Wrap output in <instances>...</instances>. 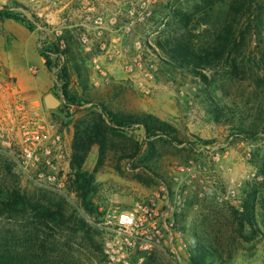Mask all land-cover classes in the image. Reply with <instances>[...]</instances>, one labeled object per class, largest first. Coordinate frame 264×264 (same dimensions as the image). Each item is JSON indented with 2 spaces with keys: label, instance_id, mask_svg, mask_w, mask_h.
Wrapping results in <instances>:
<instances>
[{
  "label": "rangeland",
  "instance_id": "rangeland-1",
  "mask_svg": "<svg viewBox=\"0 0 264 264\" xmlns=\"http://www.w3.org/2000/svg\"><path fill=\"white\" fill-rule=\"evenodd\" d=\"M193 1L0 0V10L8 7L22 12L29 19L38 18L41 21L39 31L43 33V42L57 41L66 28L82 30L83 50H79L78 55L82 58L80 64L84 66V74L89 76V83L83 86L74 76L72 88L75 92L86 94L87 100L105 102L115 111L138 115L153 114L175 126L178 140L184 142L182 145L176 143L175 146L157 142L154 156L145 165L122 160V153H111L98 169V148L94 147L84 170L94 175L98 185L95 204L100 217H86L78 209L76 196L67 190L71 172V135L73 139V125L68 116L76 115V111L66 108L59 110L64 102L60 85L52 75L53 85L45 94H57L60 97L58 99L62 104L57 110L46 108L45 94L38 100L30 98L29 94L18 89L16 80L1 73L0 92L11 106L12 112L16 102L24 100L29 109L37 110L47 122L55 124L62 135L64 154L55 161L60 170L55 172L57 180L54 189H42L33 179L51 172L44 167H38L26 174L19 168L17 160L21 155L22 139L14 133L9 139L10 153H0V185L4 188L16 184L21 191L27 193L44 190L63 196L101 233V236L94 235V239L96 244H103V252L93 248L81 235L72 234L70 227L43 229L40 236L46 240L51 258L58 259L61 253H65L68 254L69 264H117L110 258L113 255L118 256L114 253L110 255L113 250L125 253L129 264H189L188 247L193 240V233L196 232L220 247L227 264H264V236L248 240V234H240L231 217V209L242 210L241 205L247 192L263 182L254 163V155L264 153V131L261 132L259 140L248 141L235 134L239 119L236 120V125L215 124L207 116L201 103L204 84L189 74L172 72L160 61L163 55L156 43L163 37L181 36L186 41L200 45L210 42L213 33L221 28L223 21L217 7L211 16L203 15L198 21L193 20L189 24L175 21L171 17L170 12L174 7L183 6L186 9ZM17 4L23 8H17ZM97 20L102 22L100 28L95 23ZM100 31L104 33L99 35ZM2 33L0 23V36ZM254 47L250 37H247L239 53L232 54L231 58L206 74L214 83L216 94L231 106L236 105L239 113L248 119V124L253 119L256 120L257 125H260L259 130L262 131L264 92L256 84L258 70L252 62L256 58ZM113 52L116 57L111 58ZM33 56L30 65L38 70V75L32 76L27 71V77L31 83L45 86L50 82L49 77L39 55L33 53ZM95 56L98 57L100 70L93 64ZM1 58L2 52L0 70L4 68ZM150 72L154 75L152 81L146 77ZM141 84H148L149 87L142 89ZM131 134L140 141L144 138L141 130H133ZM147 146L143 153L149 150ZM249 151L251 157L247 155ZM217 153L221 159L214 164L211 156ZM191 163L206 167L207 173L195 170L194 179L189 186L186 185L189 179L185 175L179 176L180 182L176 183L174 164ZM5 164L15 165L13 177L6 176ZM146 166L156 171L159 178L149 175L144 169ZM205 177H210L211 187L203 184ZM163 185L170 192L178 188L185 193L187 208L177 220L178 228L183 231L181 238L173 243L166 242L160 249L152 251H142L139 248L127 250L110 231L98 226L102 222L104 210L119 207L121 210L130 211L135 203L148 201ZM230 188L237 191V199L229 203H218L216 196L224 195ZM204 189H209V192L205 193ZM257 215L262 227L261 211ZM26 224L10 223L7 217H3L0 219V231L15 230L19 236L26 229Z\"/></svg>",
  "mask_w": 264,
  "mask_h": 264
},
{
  "label": "trees",
  "instance_id": "trees-1",
  "mask_svg": "<svg viewBox=\"0 0 264 264\" xmlns=\"http://www.w3.org/2000/svg\"><path fill=\"white\" fill-rule=\"evenodd\" d=\"M216 7L219 8L223 22L221 28L213 33L210 42L199 45L186 41L181 36L168 35L156 43L163 55L160 61L172 72L189 74L204 84L201 103L207 116L215 124L236 125V120L239 119L235 134L248 141L259 140L264 130H259L260 125L254 119L248 124V119L239 113L236 105L231 106L222 100L206 73L231 58L232 54L239 53L247 37H250L255 45L256 58L252 62L258 70L256 84L264 92V0H194L186 9L183 6L174 7L170 15L175 21L189 24L193 20L198 21L203 15L211 16ZM17 8L23 6L17 4ZM9 21L21 25L30 33H36L39 38V53L45 60V67L60 85L64 104L59 110L66 108L76 111V115L68 116L73 125V139L67 190L76 196L78 209L84 216L97 219L100 217L95 204L98 185L94 175L84 170L94 147L98 148V169L111 153H122V160L145 165L154 156L157 142L170 146H175L176 143L182 145L184 142L178 140L175 126L153 114L115 111L105 102L87 100L86 94L81 95L73 90L74 76L83 86L89 83V76L84 74V66L80 64L82 58L78 55L79 50H83L81 29L66 28L57 41L43 42V33L39 31L41 21L38 18L34 17L32 20L22 12L2 7L0 23ZM61 42L65 45L63 50ZM54 96L60 98L57 94ZM133 130L143 132L142 141L131 134ZM145 146L149 150L143 153ZM254 160L263 182L247 192L241 205L242 210L231 209L234 225L240 234H248V240L264 236V153L255 154ZM14 167L13 164L4 165L6 176L13 177ZM144 169L152 177L159 178L151 167L146 166ZM78 209L73 208L65 197L52 192L38 190L27 193L21 191L16 184L4 188L0 185V219L7 217L10 223H27L23 234L19 236L15 230L0 231V264H69L68 254L61 253L58 259L51 258L47 242L40 236L43 229L53 227H70L72 234L81 235L93 248L103 252V244H96L94 239V235L101 236L100 231ZM258 211L262 213L263 228L258 221ZM188 252L189 264H227L220 247L196 232L193 233Z\"/></svg>",
  "mask_w": 264,
  "mask_h": 264
},
{
  "label": "built area",
  "instance_id": "built-area-1",
  "mask_svg": "<svg viewBox=\"0 0 264 264\" xmlns=\"http://www.w3.org/2000/svg\"><path fill=\"white\" fill-rule=\"evenodd\" d=\"M95 23L98 28L102 26V22L99 20ZM103 33L100 31L98 34ZM83 42L86 43L85 40ZM64 46V43L61 42L62 50ZM113 56L116 57L115 52L110 55L111 58ZM93 58L95 68L100 70L98 57ZM132 71L131 67L130 72ZM30 73L32 76H36L38 70L31 68ZM146 77L148 80H154V75L151 72ZM141 87L146 89L149 86L148 84L146 86L141 84ZM14 133L22 139L21 155L17 160L19 168L26 174L33 168L44 167L48 169L50 174H40L33 181L42 189L53 190L57 180L55 172L60 170V166L55 161L62 158L64 154L62 135L55 124L47 122L37 110L29 109L24 100L16 102L14 112H12L11 106L8 105L0 92V153H10L9 139ZM247 155L251 157V152L249 151ZM220 159L221 156L218 153L211 156L214 164ZM173 169L174 181L179 183L180 177L185 175L189 179L186 184L188 186L194 179L195 170H198L199 173H207L206 167L196 166L193 163L187 165L174 164ZM206 178H204L203 184L211 187L210 177ZM204 190L205 193L209 192V189ZM184 194L178 188L176 191L170 192L163 185L148 201L135 203L130 211L121 210L119 207L104 210L102 222L98 226L110 231L116 239H119L127 247V250L139 248L142 251H152L160 249L166 242L173 243L174 240L183 236V231L178 228L177 220L187 208ZM215 199L220 204L235 201L237 191L235 188H230L224 195H217ZM107 253L110 254L109 251ZM110 255H113L110 258L114 263L129 264L125 253L112 250Z\"/></svg>",
  "mask_w": 264,
  "mask_h": 264
},
{
  "label": "crops",
  "instance_id": "crops-1",
  "mask_svg": "<svg viewBox=\"0 0 264 264\" xmlns=\"http://www.w3.org/2000/svg\"><path fill=\"white\" fill-rule=\"evenodd\" d=\"M1 27L3 33L0 36V48L2 47L3 50H0V53L2 52L1 60L4 68L0 70V74L4 73L8 78L16 80L17 87L22 93H27L30 98L38 100L53 85L51 74L45 67V60L39 53L38 36L36 33H30L21 25L10 21L1 24ZM33 53L39 55L44 71L49 77L50 82L45 86L31 83L30 78L27 77V71L30 73V69L33 68L30 65L34 57Z\"/></svg>",
  "mask_w": 264,
  "mask_h": 264
},
{
  "label": "water",
  "instance_id": "water-1",
  "mask_svg": "<svg viewBox=\"0 0 264 264\" xmlns=\"http://www.w3.org/2000/svg\"><path fill=\"white\" fill-rule=\"evenodd\" d=\"M44 104L49 110H57L61 106L62 102L53 94H47L44 97Z\"/></svg>",
  "mask_w": 264,
  "mask_h": 264
}]
</instances>
